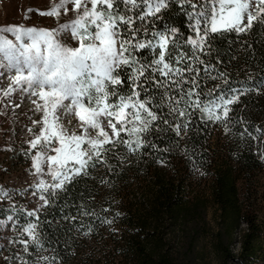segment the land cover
Here are the masks:
<instances>
[{"label":"trees","instance_id":"trees-1","mask_svg":"<svg viewBox=\"0 0 264 264\" xmlns=\"http://www.w3.org/2000/svg\"><path fill=\"white\" fill-rule=\"evenodd\" d=\"M162 15L158 28L167 23L188 34L175 5ZM12 33L1 27L0 42ZM214 35L212 55L203 58L215 63L218 55L216 67L228 83L205 85L217 91L247 87L229 106L230 116L244 123L225 132L197 112L195 125L176 138L157 121L164 131L150 133L151 142L162 148L174 139L170 153L109 152L107 162L90 168L88 176L48 187L51 199L40 208L22 194L9 195L0 204V220L11 216L13 225L0 245V264H208V255L216 264H264V140L240 135L245 127L264 128V27L254 24L240 37ZM158 156L167 166L155 163ZM29 223L31 233L24 231ZM34 236L41 247L32 246ZM21 240H27L28 251Z\"/></svg>","mask_w":264,"mask_h":264},{"label":"snow or ice","instance_id":"snow-or-ice-1","mask_svg":"<svg viewBox=\"0 0 264 264\" xmlns=\"http://www.w3.org/2000/svg\"><path fill=\"white\" fill-rule=\"evenodd\" d=\"M69 3L75 10L83 6L71 22L53 30L17 28L19 44L0 42V61L6 62L0 63L5 70L0 76L7 73L9 80L7 89L0 90L6 96L19 92L42 112L41 120L33 121L42 127L29 143L33 150L40 146L33 157L36 172L41 171L36 161L42 156L50 170L58 169L53 189L76 176H88L90 168L103 166L106 154L117 149L133 156L149 154L144 150L170 153L174 139L162 148L151 142L150 133L164 131L157 121L176 138L195 125L192 117L197 112L220 123L225 132L233 123H244L230 116L229 106L250 90L206 87L207 80L227 84L228 75L217 69L218 55L215 63L203 57L212 55L214 34L240 37L254 24L264 27V0H61L59 7ZM173 5L185 17L187 35L167 23L157 27V21L164 20L162 11ZM59 7L40 14L59 15ZM72 118L78 121L79 133L65 127V119L71 123ZM240 135L264 140V128L245 127ZM185 155L191 160L186 149ZM155 163L167 166L159 156ZM195 171L205 175L199 168ZM40 185L39 191L47 195L39 199L47 206L52 194L43 181ZM9 195L0 189V198ZM24 231L33 232V226L29 223ZM20 243L28 251L27 240ZM32 246L41 247L42 241L34 236Z\"/></svg>","mask_w":264,"mask_h":264},{"label":"rangeland","instance_id":"rangeland-1","mask_svg":"<svg viewBox=\"0 0 264 264\" xmlns=\"http://www.w3.org/2000/svg\"><path fill=\"white\" fill-rule=\"evenodd\" d=\"M60 4L61 0H0V28L9 27L13 32L9 35L11 40L17 41V28L58 29L60 24L71 22L77 17L78 12L83 11V6L80 10H75L71 3L63 7H59ZM88 6L90 7V3ZM58 7L59 15L40 14ZM0 63L6 62L0 61ZM0 72L5 70L0 69ZM6 77L7 73L0 76V87L4 90L9 86ZM41 117L42 112H37L35 106L26 97L22 99L19 92L6 96L4 91L0 90V189L6 190L10 195L22 194L25 199L33 203L34 208H40L44 201L39 199L41 193L33 195L32 192L42 187L41 181L44 182L45 187H50L53 184V173L58 171L54 166L50 170L43 156L36 161L40 163L41 171L36 172L33 166V157L40 146L33 150L29 142L36 138L34 133L42 127V124H33V121L41 120ZM74 119H71V123L65 119V127L70 132H74L76 127ZM108 131L111 132V129ZM47 154L55 155L50 151ZM5 199L9 197L0 198V204ZM12 225L13 219L0 220V245L6 242L12 232ZM207 259L208 264H216L211 255H208Z\"/></svg>","mask_w":264,"mask_h":264},{"label":"bare ground","instance_id":"bare-ground-1","mask_svg":"<svg viewBox=\"0 0 264 264\" xmlns=\"http://www.w3.org/2000/svg\"><path fill=\"white\" fill-rule=\"evenodd\" d=\"M74 123H76V125H74V126H76L75 129H74V132L77 133V131H80V128H79V126H78V121H77L76 118L74 119Z\"/></svg>","mask_w":264,"mask_h":264}]
</instances>
